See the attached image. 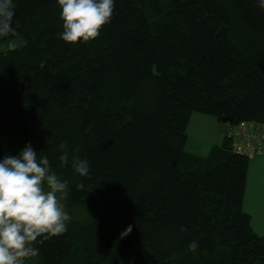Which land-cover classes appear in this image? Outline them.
I'll use <instances>...</instances> for the list:
<instances>
[{"label":"trees","instance_id":"16d2710c","mask_svg":"<svg viewBox=\"0 0 264 264\" xmlns=\"http://www.w3.org/2000/svg\"><path fill=\"white\" fill-rule=\"evenodd\" d=\"M15 5L25 43L0 53V158L29 142L47 155L71 216L31 264H264L243 208L251 159L229 138L264 125L256 0H115L100 35L74 44L60 39L56 0ZM193 113L227 126L206 157L186 149Z\"/></svg>","mask_w":264,"mask_h":264},{"label":"clouds","instance_id":"9594fccd","mask_svg":"<svg viewBox=\"0 0 264 264\" xmlns=\"http://www.w3.org/2000/svg\"><path fill=\"white\" fill-rule=\"evenodd\" d=\"M64 42H87L100 35L110 22L115 0H56ZM264 9V0H256ZM15 0H0V53L7 54L24 45L15 26ZM43 67V62L41 63ZM63 149L66 146L61 143ZM27 143L17 155L0 158V264H31L40 249L36 244L68 230L71 216L60 202L68 189L52 168L47 155H41ZM69 163L68 153L59 156ZM71 166L80 176L89 174L87 159L73 157ZM83 188V184L79 185ZM132 231L129 225L121 236ZM196 240L189 248H198Z\"/></svg>","mask_w":264,"mask_h":264},{"label":"rangeland","instance_id":"374dc122","mask_svg":"<svg viewBox=\"0 0 264 264\" xmlns=\"http://www.w3.org/2000/svg\"><path fill=\"white\" fill-rule=\"evenodd\" d=\"M222 126L224 127L225 125L212 116L193 113L187 126V135L189 137L186 149L189 152H199L204 156L207 146H203L196 141L205 142L206 144L210 143L213 140L212 138L217 137L219 132L222 131ZM221 142L218 141V144H216L220 145ZM257 157H255L257 159L254 158L255 160H251L249 168V188L245 193L244 209L245 212L252 216V227L254 231L259 236L264 237V161H261L264 155ZM254 183L258 187H253ZM60 202L65 208L62 199Z\"/></svg>","mask_w":264,"mask_h":264},{"label":"built area","instance_id":"2783aa9c","mask_svg":"<svg viewBox=\"0 0 264 264\" xmlns=\"http://www.w3.org/2000/svg\"><path fill=\"white\" fill-rule=\"evenodd\" d=\"M232 148L251 160L264 155V125L245 122L232 127L230 133Z\"/></svg>","mask_w":264,"mask_h":264},{"label":"crops","instance_id":"0c3cea01","mask_svg":"<svg viewBox=\"0 0 264 264\" xmlns=\"http://www.w3.org/2000/svg\"><path fill=\"white\" fill-rule=\"evenodd\" d=\"M222 131L221 132H219V135L217 136V137H214V138H212L213 140L210 142V143H208V144H206L205 142H201V141H196V142H198L199 144H202L203 146H207L206 147V150H205V154H204V156H202L199 152H191V153H193V154H196V155H198V156H201V157H206V156H208L209 155V153L211 152V149L214 147V146H220L222 143H223V141H224V139H225V136H226V134H227V126L225 125L224 127L222 126ZM188 137H189V135H188ZM189 140H191L190 138H189ZM218 141H222L221 143H220V145H217L218 144ZM212 143V144H211ZM217 143V144H216ZM257 158H259V157H257ZM257 158H255V159H257ZM255 159H253V160H255ZM261 160V159H260ZM261 161H264V157L262 158V160ZM249 174H250V172H249ZM249 174H248V179H247V188H246V190L249 188V184H248V182H249ZM253 187H258V185L256 184V183H254V185H253ZM243 208H244V205H243ZM244 211H245V209H244ZM247 213V212H246ZM247 214H249V213H247ZM250 215V214H249ZM251 216V215H250ZM251 219H252V216H251ZM253 221V220H252ZM254 230V229H253ZM256 233V232H255Z\"/></svg>","mask_w":264,"mask_h":264},{"label":"water","instance_id":"95a60500","mask_svg":"<svg viewBox=\"0 0 264 264\" xmlns=\"http://www.w3.org/2000/svg\"><path fill=\"white\" fill-rule=\"evenodd\" d=\"M233 120H234L233 117H224L223 118V122L226 124L233 122Z\"/></svg>","mask_w":264,"mask_h":264}]
</instances>
